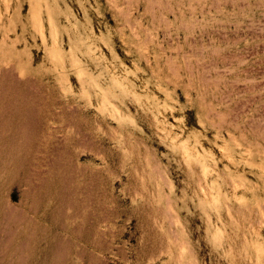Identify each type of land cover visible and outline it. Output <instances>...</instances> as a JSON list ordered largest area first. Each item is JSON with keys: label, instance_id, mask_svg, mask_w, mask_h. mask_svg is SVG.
Instances as JSON below:
<instances>
[{"label": "rangeland", "instance_id": "1", "mask_svg": "<svg viewBox=\"0 0 264 264\" xmlns=\"http://www.w3.org/2000/svg\"><path fill=\"white\" fill-rule=\"evenodd\" d=\"M0 264H264V0H0Z\"/></svg>", "mask_w": 264, "mask_h": 264}]
</instances>
